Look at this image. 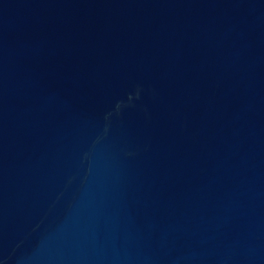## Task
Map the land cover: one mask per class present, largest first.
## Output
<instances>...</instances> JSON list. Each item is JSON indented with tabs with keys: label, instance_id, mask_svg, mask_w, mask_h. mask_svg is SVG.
<instances>
[{
	"label": "water",
	"instance_id": "water-1",
	"mask_svg": "<svg viewBox=\"0 0 264 264\" xmlns=\"http://www.w3.org/2000/svg\"><path fill=\"white\" fill-rule=\"evenodd\" d=\"M0 264H44V261L0 184Z\"/></svg>",
	"mask_w": 264,
	"mask_h": 264
}]
</instances>
